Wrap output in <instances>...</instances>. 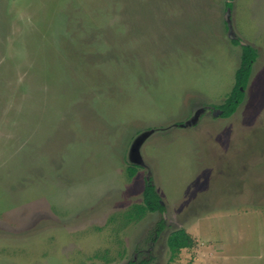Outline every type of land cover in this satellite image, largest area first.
Here are the masks:
<instances>
[{
	"label": "rangeland",
	"instance_id": "374dc122",
	"mask_svg": "<svg viewBox=\"0 0 264 264\" xmlns=\"http://www.w3.org/2000/svg\"><path fill=\"white\" fill-rule=\"evenodd\" d=\"M229 1L0 0V264H264V0Z\"/></svg>",
	"mask_w": 264,
	"mask_h": 264
},
{
	"label": "trees",
	"instance_id": "16d2710c",
	"mask_svg": "<svg viewBox=\"0 0 264 264\" xmlns=\"http://www.w3.org/2000/svg\"><path fill=\"white\" fill-rule=\"evenodd\" d=\"M230 7L232 5L231 0L227 3ZM235 41L240 42V39H236ZM243 52L241 64L236 72V86L232 91L231 96L227 99V102L221 106L224 109L223 116H231L233 115L238 106L242 101V97L244 96V90L249 82V79L252 74L253 65L258 57V52L255 48H253L249 44H243ZM131 174H135L136 170H132ZM155 211H165V206L162 203L161 196L158 194L156 186L152 178H148L146 180L145 188L143 191V203L138 204L134 207L133 210L128 214L129 219L142 218L147 212H155ZM165 227L164 219H162L159 223L158 233L163 230ZM169 246L173 253L179 252L182 248L191 247L194 244V240L190 233H188L185 229H178L173 231L168 240Z\"/></svg>",
	"mask_w": 264,
	"mask_h": 264
},
{
	"label": "water",
	"instance_id": "95a60500",
	"mask_svg": "<svg viewBox=\"0 0 264 264\" xmlns=\"http://www.w3.org/2000/svg\"><path fill=\"white\" fill-rule=\"evenodd\" d=\"M229 13H230V8L228 9V12H227V21H229L228 23H229V27H231V22H230V20H229ZM230 30H232L233 32H234V30H233V28H230ZM232 33V32H231ZM231 37H234V35H231ZM203 109H200L199 111H202ZM219 109H217V111H218ZM219 112H223L222 110H219ZM215 113H217V112H215ZM197 116H198V111H197V113L195 114V116H194V118H192L193 120H190V121H188V122H186L184 125L186 126V125H188V126H191L192 124H194L195 123V120H196V118H197ZM151 132H152V130H151ZM140 142H141V139L140 140H138L137 141V143L135 144V147H133V152L135 151V149H136V147L140 144ZM141 164H143V162H141ZM163 203V202H162Z\"/></svg>",
	"mask_w": 264,
	"mask_h": 264
},
{
	"label": "flooded vegetation",
	"instance_id": "af4514ba",
	"mask_svg": "<svg viewBox=\"0 0 264 264\" xmlns=\"http://www.w3.org/2000/svg\"><path fill=\"white\" fill-rule=\"evenodd\" d=\"M239 39V38H238ZM215 109V108H214ZM222 109V108H221ZM223 111V114H224V109L222 110ZM230 117V116H229Z\"/></svg>",
	"mask_w": 264,
	"mask_h": 264
},
{
	"label": "crops",
	"instance_id": "0c3cea01",
	"mask_svg": "<svg viewBox=\"0 0 264 264\" xmlns=\"http://www.w3.org/2000/svg\"><path fill=\"white\" fill-rule=\"evenodd\" d=\"M248 44V43H247ZM250 45V44H249ZM259 56V55H258ZM257 60V59H256ZM263 60V59H262ZM256 63V61L254 62V64Z\"/></svg>",
	"mask_w": 264,
	"mask_h": 264
}]
</instances>
